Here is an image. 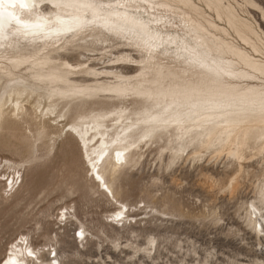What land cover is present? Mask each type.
<instances>
[{
    "label": "bare ground",
    "instance_id": "1",
    "mask_svg": "<svg viewBox=\"0 0 264 264\" xmlns=\"http://www.w3.org/2000/svg\"><path fill=\"white\" fill-rule=\"evenodd\" d=\"M69 137L87 175L62 150L63 194L77 192L113 206L98 229L103 236L94 241L80 222L74 246L63 247L61 234L74 217L79 220L75 206L65 204L57 215H45L46 229L44 215L37 222L33 214L34 231L45 243L35 244L29 232L20 231L6 245L0 237V264H83L92 243L96 250L105 244L116 253L131 249L133 263L141 264H163L165 243L182 252L184 240L174 237L175 227L157 228L184 218L219 222L220 211L203 205L197 211L176 194L158 195L149 187L142 206L129 202L124 181L153 153L159 171L189 162L204 172L202 185L210 180L206 191L219 185L232 194L255 160V195L240 207L245 223L257 236L264 234V0H23V6L21 0H3L0 151L21 159L0 154V211L18 209L38 196L37 188L44 190L38 169L58 158ZM205 157L208 166L217 161L215 167L225 157L226 172L219 171L225 177L213 174L219 167L202 168ZM26 164L32 166L28 182ZM152 178V185L161 180ZM121 227L130 234L124 241ZM53 250L55 256H48ZM214 256L210 252L209 259ZM107 257L104 264L118 261Z\"/></svg>",
    "mask_w": 264,
    "mask_h": 264
},
{
    "label": "rangeland",
    "instance_id": "2",
    "mask_svg": "<svg viewBox=\"0 0 264 264\" xmlns=\"http://www.w3.org/2000/svg\"><path fill=\"white\" fill-rule=\"evenodd\" d=\"M45 5H48V3L44 2L42 3L41 6H45ZM259 15H260V12H259ZM93 56H97V55H93ZM96 63H100L99 64L100 66L103 64V60H101V62L100 60H97ZM62 150H66L68 158L71 161L72 166L77 170V172L82 177L87 175L84 165L82 163V159L80 156V152H79L76 140L72 137H69L67 140H65V143L62 145L61 150L59 151V154H58V158L55 159L53 162L48 161L45 165H43L40 169H38V172H37L39 179L40 178L42 179V180L40 179V181H43V183H44V179L46 183L51 181V183H49L51 185L50 187L51 189L53 186L51 194H49L50 188L48 187L49 188L48 189L46 187V186H49V184L47 183L48 185H46V183L43 184L41 182V184H39L38 187L44 190H46L47 188L48 189L46 190L48 191L47 193L46 191L44 192V190L42 191L37 188L38 191L36 190V192L38 193V196H36L37 194L36 195L34 194L33 195L34 200H32L31 199L32 197H31L29 201H26L28 205H26L25 203L26 206L22 205L18 209H9L5 211H0V237H4L3 243L5 245L7 244L9 240L16 238L20 231L26 232V233L29 232L30 235L33 236L34 238L33 242L35 244L45 243L43 240L38 239L39 232L37 234V232L34 231L36 227V223L42 222L44 220L45 224L43 222L42 224L45 225V227L42 224L41 225L43 227L42 229H46L48 227V223L46 222H49V217H47L48 218L47 219L45 215L47 216H51L53 214L57 215L59 213V208L64 206L65 204H71L75 206L76 214L77 216H79V220L77 219V221L74 222V220H76V218L74 217L73 223L70 229L69 230L67 229L64 232V234L63 233L61 234V237L65 238L66 240V243L64 244L62 243L63 247H65L68 250L70 249V247L74 246L73 245L74 236H77V237L80 236L79 230H77L75 233V230L81 226L80 222L84 223L87 229L89 230L91 229L89 235L92 233L95 234V237L97 239L95 238L94 241H98L99 237L103 236L102 233L98 231V229L102 225H104V222H105L104 216L107 211L113 208V206L106 204L103 201H102L103 202L102 204V202L96 201L95 197L93 198L86 197L82 199V197H80V193H77V192L73 195L67 194L68 196L67 195L65 196V193L63 194V192L65 191V186L63 185V187H61L62 185L61 182H63L64 184V180H63L64 176L62 174V171L59 170L60 169L59 165H60V161L62 158ZM0 154L2 156L10 157L13 159H16V158L21 159L20 156L16 154H14V157H13V153L10 151L8 152L0 151ZM153 154L149 156L150 159L148 158L149 159V163L147 161L148 164L146 163L142 169L135 170L132 173H130L127 180L124 181L125 188L129 190V193L127 195V198H129V202L134 203V204H139L142 206L144 202H140V201L142 200L148 201V199L146 198L145 191L149 190L148 189L149 187V188H152L150 190L156 191L158 195L166 194L165 192H168L173 195L176 194L175 195L176 197L181 198L183 202H185L190 207H193L197 211L204 209L205 206L210 209L212 208L214 210L217 209V212L220 211V213L218 212V218L220 219L219 222H215L212 219L203 220L205 221L203 222L197 219H195L196 220L195 221L194 219L189 220V218H184V220L180 219L181 223H178L180 221L176 220L175 223L169 222L161 228L154 227V229L157 228L161 232H163L165 229H168L167 226H171L173 228L175 227V230L178 234L175 232L174 237L177 238V236H179L183 238L184 240L182 242V245L184 247V250H182V252H179V249L173 243H165L163 245L162 252L165 256L164 259L162 260L163 264H204V262L206 261H209L211 264H258L256 262V259L258 257L264 260V234L257 236V234L253 231L252 227L248 226L247 223H245V220L242 217L244 215V210H242V208L240 207L242 205L241 204L242 202L252 200L253 196L255 195L253 191V184L256 181V178L253 175L256 170L258 171V168L260 167L258 164L254 163L255 160L251 161L253 165L251 167L252 169L250 168L251 170L250 173L253 175L251 176V174H246V176L243 177L244 179L243 178L241 179L240 190L238 189L235 192L236 194L234 193L232 194L229 192V190L226 187L223 189L219 185H217L214 188L213 192L206 191L205 188L209 190V187L206 184H208L210 180H207L208 182L206 184L204 183L205 184V187H204L203 186L204 184L202 185L203 182L201 181V180H204L205 176H203L202 174L204 172L202 171L201 167L196 168L194 166H190L189 168V162L187 163L188 165L184 164V165L174 166V168H171L172 171L171 169L165 171L164 173L162 171H159L158 166H157V164H159V160H155L156 155L155 154L153 155ZM224 158L225 157L219 159L218 163H216L217 164L216 167H219L217 168L218 171L216 170V167H215V162L217 161L212 162L214 164V167L212 166L213 165L212 163H210L208 166L206 165L207 163L205 162L206 157L201 161V164L203 165L202 168L209 167L211 170L215 169L217 172H214V170L212 171L213 174L215 173L214 174L215 176L216 175L217 177L218 176L221 177V175L224 176V174L220 173L222 171L226 172L224 162H222L224 161ZM219 163H221L222 165ZM253 166L256 169H254ZM31 167H32L31 165L29 166V164H26L25 167L23 168V173L25 174V178H24L25 182L30 181V179L32 178V175L30 174ZM184 167L185 169L182 170ZM198 169L200 170V172L198 171ZM179 170L180 171L182 170V173L179 172ZM253 170H254V173L252 172ZM196 171L198 174L196 173ZM173 173H174V176L177 177L176 180L172 179L173 175L171 177V174ZM7 174H9V172ZM158 174L160 175L161 180L158 182L157 185H152L153 183L152 177L154 175L159 176ZM178 175L184 176V177L181 178ZM150 178H151V181H150ZM180 178L182 179V181ZM246 178L251 179L252 181L250 180L249 182V180ZM252 178L253 179L255 178V179L253 180ZM1 179H5L4 176H1ZM46 179L49 181H47ZM6 180L7 179H5V181ZM160 182L161 184H159ZM175 183L180 186L176 188L177 185H175ZM55 184H57L58 186L60 184L59 189L60 188L62 189L59 190L57 185ZM54 185L57 188H54L55 187ZM162 185L165 186L164 188L165 190L163 189ZM244 185L246 186L244 187ZM154 186L156 187L154 188ZM157 186L158 188L159 187L160 188L158 189ZM156 188L158 191L156 190ZM63 195L65 198H62ZM206 195H208L209 197H207ZM210 195H212V197ZM44 196H46L47 198L45 199ZM41 198H43L44 201ZM29 203L30 205L31 204L32 205L31 207L28 208ZM28 211L29 212L32 211V213L27 214ZM132 213H135V212L132 210L131 214ZM33 214L35 216L38 215L39 218H37L36 216V218L39 219L38 221L36 219L37 222L35 221V217ZM39 214H42V215H39ZM25 215L27 216L25 217ZM43 215L46 220L43 218ZM41 217L43 218V220H41L42 219ZM24 219H27L28 221L29 220L30 221L28 222L27 220H24ZM21 221H24V223L25 222L26 223H25V226L19 230L18 228L20 226ZM117 230H121L119 232H122L121 234L123 238H121V241H124L126 238L130 236V234L127 231H124L122 227L118 228ZM107 232L110 235H114L113 231L110 232L108 230ZM259 241L262 244L259 243ZM105 246L102 249L96 250L94 243H92L90 247H93V249L89 251L88 257L82 260V263L83 264H104L103 262L104 260H110L107 257L108 255H114V258L117 257L118 261L117 262L111 261L109 262L110 264H141V263H133V259L131 257L132 255H130V252H132L131 249H127L125 253H121L119 251H117L116 253L115 251H113V249H111L110 245L107 246V244H105ZM57 247L58 249H61L60 245H57ZM107 247H109L108 249L110 250H108ZM81 249H83V246H81ZM4 252H5L4 249L0 251V261L4 257ZM46 252H48L47 249H46ZM210 252H212L215 256L209 259ZM54 253L56 254V252H54L53 250L51 254L47 253V255L50 257H54L55 256Z\"/></svg>",
    "mask_w": 264,
    "mask_h": 264
},
{
    "label": "snow or ice",
    "instance_id": "3",
    "mask_svg": "<svg viewBox=\"0 0 264 264\" xmlns=\"http://www.w3.org/2000/svg\"><path fill=\"white\" fill-rule=\"evenodd\" d=\"M3 2V0H0V3H2ZM21 3H22V6H23V0H21Z\"/></svg>",
    "mask_w": 264,
    "mask_h": 264
}]
</instances>
